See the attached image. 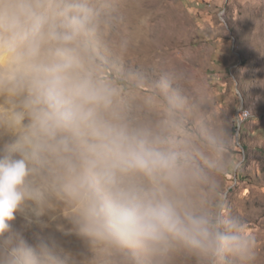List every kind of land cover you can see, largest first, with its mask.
<instances>
[{"label":"clouds","instance_id":"clouds-1","mask_svg":"<svg viewBox=\"0 0 264 264\" xmlns=\"http://www.w3.org/2000/svg\"><path fill=\"white\" fill-rule=\"evenodd\" d=\"M127 20L128 0H0V264H256L220 200L234 137L184 67L130 69ZM18 215L50 230L29 243Z\"/></svg>","mask_w":264,"mask_h":264},{"label":"rangeland","instance_id":"rangeland-1","mask_svg":"<svg viewBox=\"0 0 264 264\" xmlns=\"http://www.w3.org/2000/svg\"><path fill=\"white\" fill-rule=\"evenodd\" d=\"M119 35L128 41L130 69L151 74L174 63L203 85L218 122L234 137L222 210L245 221L256 238V264H264V0H128ZM13 227L32 244L50 230L22 215ZM63 239L66 248H80L74 236Z\"/></svg>","mask_w":264,"mask_h":264},{"label":"built area","instance_id":"built-area-1","mask_svg":"<svg viewBox=\"0 0 264 264\" xmlns=\"http://www.w3.org/2000/svg\"><path fill=\"white\" fill-rule=\"evenodd\" d=\"M246 116H247L246 113H243L241 119L245 118Z\"/></svg>","mask_w":264,"mask_h":264}]
</instances>
